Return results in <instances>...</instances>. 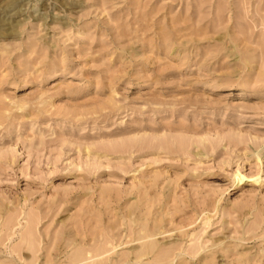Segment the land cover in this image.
<instances>
[{
  "label": "rangeland",
  "instance_id": "1",
  "mask_svg": "<svg viewBox=\"0 0 264 264\" xmlns=\"http://www.w3.org/2000/svg\"><path fill=\"white\" fill-rule=\"evenodd\" d=\"M0 264H264V0H0Z\"/></svg>",
  "mask_w": 264,
  "mask_h": 264
}]
</instances>
